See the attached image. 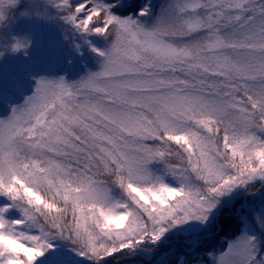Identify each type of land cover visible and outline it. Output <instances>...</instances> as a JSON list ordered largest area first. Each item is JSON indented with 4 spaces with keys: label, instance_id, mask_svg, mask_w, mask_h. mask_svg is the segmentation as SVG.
<instances>
[{
    "label": "snow or ice",
    "instance_id": "1",
    "mask_svg": "<svg viewBox=\"0 0 264 264\" xmlns=\"http://www.w3.org/2000/svg\"><path fill=\"white\" fill-rule=\"evenodd\" d=\"M13 19L99 70L0 117V264H264V0H0V65Z\"/></svg>",
    "mask_w": 264,
    "mask_h": 264
},
{
    "label": "rangeland",
    "instance_id": "2",
    "mask_svg": "<svg viewBox=\"0 0 264 264\" xmlns=\"http://www.w3.org/2000/svg\"><path fill=\"white\" fill-rule=\"evenodd\" d=\"M6 30L9 34L30 31L34 44L28 56L19 54L10 57L0 65V117L8 115L9 103H22L24 97L31 94L34 87L33 75L56 72L66 73L70 79H75L83 75L85 71L99 70L98 62L90 53L84 55L88 65L82 61L81 57L75 58L71 65L64 63L60 54V37L53 28L13 19ZM79 69H84V72L78 71Z\"/></svg>",
    "mask_w": 264,
    "mask_h": 264
},
{
    "label": "trees",
    "instance_id": "3",
    "mask_svg": "<svg viewBox=\"0 0 264 264\" xmlns=\"http://www.w3.org/2000/svg\"><path fill=\"white\" fill-rule=\"evenodd\" d=\"M83 61H87L86 57L84 56L83 58ZM84 70V69H82ZM227 237L223 236V233H221V237H220V240H219V244H222L224 242V240L226 239Z\"/></svg>",
    "mask_w": 264,
    "mask_h": 264
}]
</instances>
